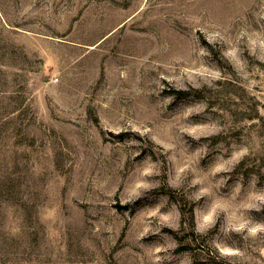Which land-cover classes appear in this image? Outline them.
Instances as JSON below:
<instances>
[{
    "label": "rangeland",
    "instance_id": "rangeland-1",
    "mask_svg": "<svg viewBox=\"0 0 264 264\" xmlns=\"http://www.w3.org/2000/svg\"><path fill=\"white\" fill-rule=\"evenodd\" d=\"M0 264H264V0H0Z\"/></svg>",
    "mask_w": 264,
    "mask_h": 264
},
{
    "label": "trees",
    "instance_id": "trees-1",
    "mask_svg": "<svg viewBox=\"0 0 264 264\" xmlns=\"http://www.w3.org/2000/svg\"><path fill=\"white\" fill-rule=\"evenodd\" d=\"M180 211H181V213L183 214V216H184V215L187 216V218H188V220H189V224H190L191 226H193V219H192L193 215H192V209H191V208H189V209H185L184 206L180 205Z\"/></svg>",
    "mask_w": 264,
    "mask_h": 264
}]
</instances>
